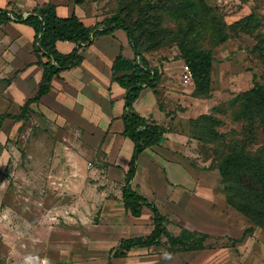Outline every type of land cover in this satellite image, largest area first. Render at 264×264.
I'll use <instances>...</instances> for the list:
<instances>
[{"label":"rangeland","instance_id":"rangeland-1","mask_svg":"<svg viewBox=\"0 0 264 264\" xmlns=\"http://www.w3.org/2000/svg\"><path fill=\"white\" fill-rule=\"evenodd\" d=\"M84 1L95 3L103 18L115 14L120 3ZM205 1L223 30L217 29L212 38L199 30L191 36L214 57L209 98L218 107L216 129L230 133L227 146L217 141L204 143L196 154H166L178 161L174 168L163 163L166 182L159 179L149 188L137 181L132 185L160 206L172 234H181L183 227L207 232L204 247L164 254L140 247L116 257L122 239L151 233L154 214L144 208L141 217H134L117 199L125 176L113 168L121 158L113 160L98 144L88 151L87 142L68 123L63 128L62 121L40 122L42 109L34 103L25 120L0 119V264H264V229L226 202L219 172L222 156L216 153L219 147L226 154L232 141L246 138L247 121L234 117L230 100L257 82L264 84V0ZM178 23L167 19L152 26L160 31L150 38L146 32L145 42L150 45L161 33L177 37ZM217 35L226 40L219 42ZM142 53L168 62L181 56L174 43ZM8 84L7 78L1 80L0 116L22 112L19 100L6 90ZM263 141L260 137L253 146ZM145 174L140 171L142 179Z\"/></svg>","mask_w":264,"mask_h":264},{"label":"trees","instance_id":"trees-1","mask_svg":"<svg viewBox=\"0 0 264 264\" xmlns=\"http://www.w3.org/2000/svg\"><path fill=\"white\" fill-rule=\"evenodd\" d=\"M213 10L205 0H120L115 14L94 26H86L76 14L59 16L55 4L49 2L36 7L23 21L35 30L33 51L37 56V63L43 66V76L36 94L21 106L22 112L19 115H1L2 122L6 118L25 120V113L31 103L39 101L50 91L54 76L81 64L83 56L79 53V48H74L70 53H61L56 48L58 40L73 41L80 46L82 43H91L92 38L122 29L135 52L136 57L133 60L119 55L113 63L114 80L126 89L122 134L134 142V152L119 196L125 208L135 216L141 215L144 206L149 207L154 214V229L147 236L122 240L115 253L116 257H124L127 251L138 247L162 254L200 250L209 237L208 233L187 227H183L179 235L172 234L165 224L166 217L160 207L134 189L131 183L136 174L139 155L148 147L158 144L167 131L164 126L141 116L133 108L142 89L146 86L155 87L161 79V73L150 66L142 50L176 44L181 57L191 69L195 83L194 96L209 98L214 57L212 51L204 48L191 34L199 30L201 34H208L212 38L217 29L223 30V22L217 19ZM8 19L6 11L0 10V21ZM167 19L179 21L177 31L180 34L177 37H166L161 33L160 38L151 40L148 45L145 42L146 32L148 38L157 36L155 34L160 30H154L152 26L157 27ZM226 37L217 35L219 42H224ZM121 72L124 74H120ZM229 104L234 117L247 121V126L246 138L233 139L226 154L217 147L216 153L222 156L219 172L225 183L226 202L264 229V141L261 146H253L260 137L264 139V84L255 83L251 89L234 96ZM217 108L214 106L209 113L191 120L190 133L193 138L203 143L220 141L224 147L227 146L226 138L230 137V133H222L216 129L220 124L214 115ZM164 237L167 242L163 241Z\"/></svg>","mask_w":264,"mask_h":264},{"label":"crops","instance_id":"crops-1","mask_svg":"<svg viewBox=\"0 0 264 264\" xmlns=\"http://www.w3.org/2000/svg\"><path fill=\"white\" fill-rule=\"evenodd\" d=\"M49 2L55 4L59 16L76 14L86 26H94L107 18H103L95 3L87 4L84 0H0V10L6 11L9 16L7 21H0V83L3 78L10 81L6 90L13 100H19L21 106L36 94L43 76V66L37 63L33 51L35 30L23 21L36 7ZM20 16L22 19H19ZM56 48L61 53H70L74 48H79L83 60L80 65L54 76L50 91L39 101L31 103L42 109L40 122H49L50 119L52 122L62 121L63 128L70 124L75 132L78 130L77 136L87 142L85 149L94 151L95 144H98L113 160L121 158L119 167H109L119 169L125 176L134 152V142L122 134L126 89L114 80L113 63L119 55L129 60L136 57L126 32L118 29L112 34L92 38L91 43L80 46L73 41L58 40ZM144 56L150 66L161 73V79L155 87L142 89L133 108L141 116L167 129L160 142L145 149L137 159V170L131 185L137 181V185L149 188L159 179L165 181V173L161 171L165 167L164 162L174 164L173 168L177 166L178 161L168 158L166 154H196L197 148L205 146L190 136L185 126L200 115L209 113L215 102L214 97L194 96L195 83L190 81L192 78L185 79L187 64L181 56L170 62L167 59L160 61L156 57L151 59L147 54ZM141 170L146 171L143 179ZM140 193L154 202L147 192ZM120 194L121 191L117 199L125 208ZM144 208L152 211L144 206L140 216L131 215L141 217Z\"/></svg>","mask_w":264,"mask_h":264},{"label":"built area","instance_id":"built-area-1","mask_svg":"<svg viewBox=\"0 0 264 264\" xmlns=\"http://www.w3.org/2000/svg\"><path fill=\"white\" fill-rule=\"evenodd\" d=\"M192 78L191 69L188 65L185 66V79L190 80Z\"/></svg>","mask_w":264,"mask_h":264}]
</instances>
